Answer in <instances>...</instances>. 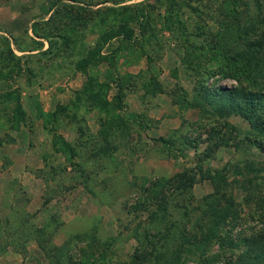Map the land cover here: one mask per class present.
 I'll return each mask as SVG.
<instances>
[{
  "label": "rangeland",
  "instance_id": "374dc122",
  "mask_svg": "<svg viewBox=\"0 0 264 264\" xmlns=\"http://www.w3.org/2000/svg\"><path fill=\"white\" fill-rule=\"evenodd\" d=\"M129 14L131 40L98 54ZM218 86L254 93L258 120L204 101L200 90ZM199 165L226 184L200 179ZM187 170L194 185L172 190ZM221 193L237 204L230 230L264 228V0H0V264H129L154 243L159 257L141 264H169L203 230L205 196ZM173 222L167 239L153 236Z\"/></svg>",
  "mask_w": 264,
  "mask_h": 264
},
{
  "label": "trees",
  "instance_id": "16d2710c",
  "mask_svg": "<svg viewBox=\"0 0 264 264\" xmlns=\"http://www.w3.org/2000/svg\"><path fill=\"white\" fill-rule=\"evenodd\" d=\"M114 10V9H113ZM127 21H123L118 25L116 28L115 26L111 27L110 29H107L102 32V34L99 36V39L96 43V52L101 55L102 50L105 48V45L110 42L111 40L115 38L122 37L124 40H131L132 38V31L133 29L129 26V22L134 20V16H131L130 14L125 17ZM142 19L144 26L150 27V20L151 17L146 13H139L136 18V20ZM144 32V31H142ZM114 53L115 51L111 52L110 57L107 58L106 61L110 62L114 59ZM225 69L220 68L221 72L227 75H235L234 73H239L243 77H246L248 75V69L247 66H231L229 63H224ZM235 89H229L223 86H218L215 88V90L210 89L209 87H204L202 90H200L201 96H203V100L207 101L208 98H215L216 103L218 104V110L223 111V108H225L228 112H236L239 113V115L242 118H245L249 120L248 117H254L255 121L258 120L257 113L254 111L256 105H258V101H255V99H258L254 93H249L248 95L243 94L241 99L242 102L246 104V106L241 105V103L238 100H241L237 93L238 88L233 87ZM263 88V87H261ZM214 92L216 94H214ZM236 92V93H235ZM223 99H225L227 104L225 102L223 103ZM260 100V99H259ZM248 103V104H247ZM228 105V106H227ZM228 114V113H226ZM225 115V113L223 114ZM251 123V122H250ZM227 121H225V125H227ZM251 128L255 130V122L251 123ZM233 129V127H232ZM164 143H169V141L163 137L160 138ZM223 142H225L223 139H219L216 143L217 148L219 145H221ZM237 143V142H236ZM225 144V143H224ZM260 143L256 144L259 148H262ZM212 146H210L207 151L206 155L210 154L214 149H211ZM200 179L202 178H208L211 181L220 183L219 186L225 185L226 182L223 179L222 175L215 172V174L210 175L209 170H205L201 165L197 166ZM196 173H189L188 170L185 172H179L176 173L170 180V185H174V181H176L175 186H171L172 190H182L185 191L189 188H191L194 183L196 182ZM145 191L148 192V187L144 188ZM165 192V191H164ZM161 198L157 202V207L159 212L155 213V216L160 215V219L162 221H165V216L167 215V204H168V197L163 192L158 193ZM206 200V209L203 211V220L204 224L202 222L197 223L203 230L199 234L190 232L189 235L184 232V236L188 235V239L186 241H182L177 246L176 251H170L168 252L169 256H173V260L169 264H185L188 258H191L192 261H194L196 264H264V228H262L259 233H253L249 237L244 236L243 234L234 233L230 228L235 226V208H236V202L233 201V199L226 196V194L221 193L218 197H211L205 196ZM225 204V207L222 205ZM263 222V219H261ZM260 220V221H261ZM264 223V222H263ZM171 225L164 226L163 232H154L153 236H155V233L158 234V237L160 240L167 239V236L170 234L169 231L174 225L173 223H170ZM230 224H233L230 225ZM199 227V228H200ZM193 233V234H192ZM176 232L171 233L170 237L174 236L175 238ZM186 234V235H185ZM143 237L147 240L150 239L151 233L149 231H145L143 233ZM254 235H257L261 244H257L252 239L254 238ZM241 237L242 240H245L243 244H245L243 251L241 253H233L232 257L227 258L225 257L223 260L221 258L224 256V253L226 250L229 249L230 246L236 245L235 243V237ZM256 239V237H255ZM256 240V241H257ZM166 242V241H165ZM213 243H217V250L215 255L212 256L211 252H209V246H211ZM165 244L164 242L161 243V249L164 248ZM152 248H154V251L156 250L155 243L152 244ZM237 250V249H236ZM154 251L148 252L143 245H139L136 247V249L133 252V255L131 257V262L129 264H141L145 260L148 259L147 254L150 253V255H154L155 257H159V255H155ZM234 251V250H233ZM148 252V253H147ZM237 252V251H236Z\"/></svg>",
  "mask_w": 264,
  "mask_h": 264
}]
</instances>
